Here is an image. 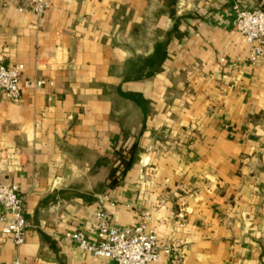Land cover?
Returning a JSON list of instances; mask_svg holds the SVG:
<instances>
[{
    "label": "crops",
    "instance_id": "obj_1",
    "mask_svg": "<svg viewBox=\"0 0 264 264\" xmlns=\"http://www.w3.org/2000/svg\"><path fill=\"white\" fill-rule=\"evenodd\" d=\"M50 1L0 0V62L23 65L0 172L29 223L18 246L0 221V264H114L67 237L100 240L97 211L156 231L149 264H264V57L231 12L264 0Z\"/></svg>",
    "mask_w": 264,
    "mask_h": 264
},
{
    "label": "built area",
    "instance_id": "obj_2",
    "mask_svg": "<svg viewBox=\"0 0 264 264\" xmlns=\"http://www.w3.org/2000/svg\"><path fill=\"white\" fill-rule=\"evenodd\" d=\"M37 15H44L51 7L50 0H24ZM233 26L250 44L249 62L257 66L264 57V9L248 10L238 2L231 6ZM23 65L8 66L0 62V90L14 103L22 101ZM43 79L26 80V85L41 87ZM0 207L5 211L0 216L4 223L2 233L15 245L25 242L29 223L24 214V198L19 193V185L6 182L0 172ZM96 227L102 238L91 242L82 231L68 233V239L95 256L113 260L114 264H149L159 259L171 248L163 246L154 229L145 223L118 227L104 211L95 213ZM15 264H20L19 260Z\"/></svg>",
    "mask_w": 264,
    "mask_h": 264
},
{
    "label": "trees",
    "instance_id": "obj_3",
    "mask_svg": "<svg viewBox=\"0 0 264 264\" xmlns=\"http://www.w3.org/2000/svg\"><path fill=\"white\" fill-rule=\"evenodd\" d=\"M133 150L134 149H132V153H133ZM132 160H133V157H132L131 152H130V158L128 159L127 164H131Z\"/></svg>",
    "mask_w": 264,
    "mask_h": 264
}]
</instances>
